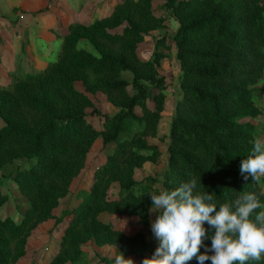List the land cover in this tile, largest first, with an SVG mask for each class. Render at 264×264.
<instances>
[{
	"label": "trees",
	"instance_id": "1",
	"mask_svg": "<svg viewBox=\"0 0 264 264\" xmlns=\"http://www.w3.org/2000/svg\"><path fill=\"white\" fill-rule=\"evenodd\" d=\"M163 5L179 24L173 40L183 74L162 189L141 188L135 175L161 155L149 138L158 137L168 103L166 77L159 70L168 55L157 49L152 59L144 60L138 49L151 32L166 28L168 16L157 15L154 0H122L90 24L72 23L57 58L46 67L12 74L10 84L0 85V170L18 164L13 180L27 199L19 222L0 216V264H19L36 228L56 219L99 139L105 159L95 168L87 194L64 211L63 218L70 220L48 264H84L83 246L90 242L114 247L118 255L142 264L159 242L148 240L144 230L127 235L100 215L138 216L152 232L149 194L175 190L193 178L195 191L210 193L217 211L245 193L256 194L264 205V177L245 180L240 173L252 141L264 139L255 121L262 113L258 97L264 91V0H163ZM166 37L156 43H166ZM98 93L118 108L115 114L97 108L92 96ZM93 115L100 127L90 119ZM1 185L0 203L7 199ZM260 211L264 208L254 210L250 219ZM204 226L213 232L206 222ZM203 243L210 248V235ZM114 260L102 259L105 264ZM246 264H264V258Z\"/></svg>",
	"mask_w": 264,
	"mask_h": 264
},
{
	"label": "rangeland",
	"instance_id": "2",
	"mask_svg": "<svg viewBox=\"0 0 264 264\" xmlns=\"http://www.w3.org/2000/svg\"><path fill=\"white\" fill-rule=\"evenodd\" d=\"M154 10L157 15L166 14L168 16L166 28L155 30L146 36L145 40L139 46L138 54L142 59L149 60L153 58V53L157 49L167 53L168 56L162 60L159 70L166 77L168 103L166 110H164L163 119L159 125L158 137L149 138V142L157 145L161 150L159 161L157 163H145V165L138 170L135 178L139 180L141 188L161 190L163 186L161 182L162 175L168 166L167 148L171 119L175 114L177 100L181 96L180 82L183 72L177 59L176 45L173 40L174 33L179 24L172 15L165 13L163 0H154ZM31 14V16L27 15V11L23 10L20 6H16L15 1L0 0V85L2 86L12 82V74L25 75L27 73L37 72L57 58L61 44L58 46V49L57 43L54 42L45 44L42 48H38L36 44L33 43L32 36L34 34L38 35L39 33H35L32 29L28 30L32 27L30 21L34 18L33 13ZM164 34H167L166 43L157 44V38ZM38 49L45 55L44 61L42 58L37 57L41 55ZM126 78L131 80L132 76L126 75ZM77 87L83 89V85L80 81L77 82ZM92 98L97 108L101 111L111 115L118 111V108L107 100L105 94L98 93L92 96ZM258 102L262 109V113L255 121L264 137V91L260 93ZM149 104L153 105L151 101H149ZM90 119L94 121L96 126H101V122L97 115L91 116ZM2 124L3 120L0 118V126ZM102 145L99 139L94 145L93 150L89 153L86 166V171L87 169L89 171L87 172L88 174L86 173L85 175L82 185L83 188L78 192V199L83 198L87 194L88 188H90L92 183L93 171L96 166L105 159L106 148ZM17 166V163L11 164L0 170V181L2 183L1 191L3 195L7 196L6 201L0 203V216H10L15 221L19 222L26 209L27 199L20 194L17 184L13 180V174ZM149 177H157L160 180L158 182H152L148 180ZM140 186L137 188L140 189ZM118 188L117 184L113 185L110 191L113 197H117ZM70 204L71 202L67 200L63 202L57 210V215H61ZM158 215L159 212L153 211L151 221L153 222ZM102 216L103 220L110 222L115 228L124 231L127 235H134L140 230H144L148 240L152 238L155 239L153 233L149 231L150 229L148 227L142 224L138 216H127L114 213L104 214ZM57 219L59 218L57 217L56 220H51V223L44 224L39 230L35 231L29 244L28 255L22 259V264H30L34 260L37 261L38 264H48L52 259L56 253L57 247L54 246L55 248L53 251H48L52 244L58 245L59 240H55V242L50 241L49 243L47 240L51 237L50 235H56L55 237L58 235L60 236L59 233L62 232L63 229L58 228L65 226L68 217L61 221H57ZM83 248L85 251V255L83 256L84 264H105L102 261L104 257L115 258V256L118 255L111 246L100 247L94 243H87ZM148 253L149 251H146V254ZM131 258L134 259V257Z\"/></svg>",
	"mask_w": 264,
	"mask_h": 264
},
{
	"label": "clouds",
	"instance_id": "3",
	"mask_svg": "<svg viewBox=\"0 0 264 264\" xmlns=\"http://www.w3.org/2000/svg\"><path fill=\"white\" fill-rule=\"evenodd\" d=\"M252 144L251 154L241 162L240 173L245 180L251 177L259 181L264 177V139L255 138ZM196 189L197 181L193 178L175 190L149 194L152 211L160 213L151 223L159 243L142 264H187L193 258L198 264H246L264 258V211L258 212L254 221L250 219L254 210L264 208L257 195L245 193L231 204H221L217 211L213 196ZM205 222L213 229L211 234ZM209 235L210 248L203 243ZM201 247L205 248L204 253L200 252ZM114 264L134 261L120 253Z\"/></svg>",
	"mask_w": 264,
	"mask_h": 264
},
{
	"label": "crops",
	"instance_id": "4",
	"mask_svg": "<svg viewBox=\"0 0 264 264\" xmlns=\"http://www.w3.org/2000/svg\"><path fill=\"white\" fill-rule=\"evenodd\" d=\"M12 1H15L16 6H18V7L20 6L23 10H26L27 15L31 16L32 15L31 13H33L34 18L30 21V24L32 25V27H30V29H28V30L32 29L35 33H39L38 35L34 34L32 36V41H33V43L36 44V46L38 48H42L45 44H48V43L51 44L53 42L57 43V47L60 46V44L62 43V40H63V36L66 33H68L69 26L72 23L81 22L84 24H90L95 19H98V18H101L103 16L110 14L112 12V10L114 9V7L116 6V4L121 2L122 0H12ZM58 49H59V47H58ZM38 51H39V49H38ZM40 53H41V55H38L37 57L42 58V60L44 61L45 55L42 52H40ZM163 115H164V113H163ZM92 150H93V148H92ZM86 166H87V163H86ZM86 166L82 170L80 175L74 180V182L71 186L70 194L66 197L69 199L65 198L62 200V203L65 202L66 200L71 202V204L68 207L79 202L82 199V198L78 199V192L80 189L83 188L82 185L84 183L83 181L85 179V175L89 171L88 169L86 171ZM94 171H93V174H94ZM137 173H138V171H137ZM137 173H136V175H137ZM93 174H92V180H93ZM58 208H57V210H58ZM57 210H56V215H57ZM109 213L110 212H103L100 215V218L103 220L102 215L109 214ZM63 215H64V212L59 216L57 215L56 218L58 217L60 219H65L66 217H68V219H67L68 221L65 224V226L64 227L61 226L58 228V229H63V231H64L66 226L68 225L70 217L66 216L63 218ZM51 220H53V219H51ZM51 220L41 224L38 228H36L35 231L39 230L42 225L44 226V224L51 223L52 222ZM54 220H56V219H54ZM103 221H105V220H103ZM105 222L110 223L107 221H105ZM62 225H63V223H62ZM35 231L33 232V234L31 235V237L29 239V242L27 245L26 256L28 255L29 244L33 238ZM63 231L60 232L59 233L60 236L58 235L57 237H55L56 235L55 236L50 235L51 237L47 240V242L49 243L50 241L55 242V240H57V241L59 240L58 242L60 243L61 237L64 233ZM59 243H58V245L52 244L50 247V250L48 252L53 251V249L55 247L58 248ZM115 251H116V249H115ZM22 259L20 260L19 264H22V261H23ZM66 264H73V263L68 262Z\"/></svg>",
	"mask_w": 264,
	"mask_h": 264
}]
</instances>
